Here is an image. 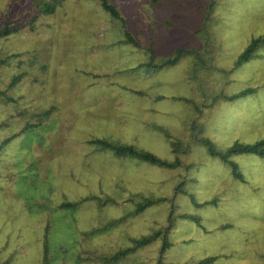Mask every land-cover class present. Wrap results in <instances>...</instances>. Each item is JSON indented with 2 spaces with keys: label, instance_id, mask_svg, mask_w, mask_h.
<instances>
[{
  "label": "rangeland",
  "instance_id": "374dc122",
  "mask_svg": "<svg viewBox=\"0 0 264 264\" xmlns=\"http://www.w3.org/2000/svg\"><path fill=\"white\" fill-rule=\"evenodd\" d=\"M107 2L116 10L99 0H62L43 14L35 0H0V25H16L0 37V58L7 56L0 63V138L51 106L38 125L0 147V262L39 264L45 226L48 264H189L210 254L201 264H264V154L231 149L222 157L200 140L224 150L264 136V0ZM145 22L165 30L158 38L141 29L139 36L152 37L151 54L179 45L171 29L193 25L192 41L186 32L177 38L197 47L191 64L199 61L169 72L174 80L157 70L164 90L177 84L190 100L177 98L185 103L176 99L181 105L153 118L150 124L162 125L157 130L144 121L121 123L116 91L105 90L144 86L117 72L122 60L110 50L121 52L120 35ZM255 36L250 54L234 61ZM102 46L108 49L99 54ZM18 70L23 75L5 87ZM99 138L174 161L117 154L93 140ZM62 201L74 204L58 206ZM153 229L159 232L148 241L100 261L99 253Z\"/></svg>",
  "mask_w": 264,
  "mask_h": 264
},
{
  "label": "crops",
  "instance_id": "0c3cea01",
  "mask_svg": "<svg viewBox=\"0 0 264 264\" xmlns=\"http://www.w3.org/2000/svg\"><path fill=\"white\" fill-rule=\"evenodd\" d=\"M142 6L144 8L142 7L141 9H139V11L146 12L145 8L147 9L149 8V5L147 4H143ZM145 16H150V15L145 13ZM133 17H136L135 14ZM144 21H149V20H144ZM142 25L144 27H142ZM192 26L193 25H190L189 26L190 28L185 29V30L182 29L180 32H178L175 27L171 29L170 31H172L173 33L170 34V36L175 41L177 42L180 41L179 45H174L170 49L168 45H164V48L162 46H160V48L154 47V49L152 48V54H151L152 37L150 36V34L145 35V36L144 35L139 36V34L142 31L146 32L147 28H150L148 33L157 31L158 38L159 36L165 37V33H163L165 30L162 28L161 25H159V28H155L154 26L152 27V25L149 24V22H145L141 24L140 27L131 26L130 32L126 33L125 35L124 33L120 35L118 41L124 43L122 46H120L121 52L118 51L119 47H116L115 49L110 50L114 56L122 60L121 63L117 64V72L124 71L126 72L125 76L127 77V79L131 78L133 80L134 78H142L144 79V82H145L143 87L132 85V84H128V85L114 84V88L107 87L105 89V90L116 91L114 97L115 99L118 98L117 106L119 108V111L115 114H117V116L121 118V121H120L121 123H125L127 120H130L131 123H134V121L135 122L144 121L145 123L148 124L149 128L156 129V127H158V129H160L162 125L159 124V126H157L156 124H150V121L154 120L153 118H157L159 115H163V114L168 115L170 113V107L171 108L176 107V103L181 105L178 101H181V102L188 101L186 105H190L189 103L190 100H188V97H184V95L183 96L178 95L179 91L177 90L178 88L177 84L175 85L173 84V87L167 90H164V87L162 84L164 81L161 77L162 74L158 72L157 70H160L161 72H168V73L176 72L178 69V66L180 70L182 69L187 70L190 67L192 68L194 66V63L198 64L199 62L198 60H193V64H191L192 63L191 57L193 56V53L195 52L197 47L187 42H183V41L181 42V40L177 38L183 35V33L181 32H186V36H188L190 38V41H192L193 39L191 36V30L194 29L192 28ZM208 38H209V35L200 39L201 41H203L201 42L202 44L201 46H203V48H205L204 43H206ZM178 48H180V50L178 52H175V50ZM107 49L108 48L103 47L100 50L99 54L106 51ZM199 49H201L200 46H199ZM140 53H145L146 55L145 54L140 55ZM195 54L196 53H194V55ZM167 57H171V58L168 60H165V58ZM201 59L208 60L209 58L202 57ZM206 62H201V64L206 65ZM134 70H138V72H135ZM158 74H161V75H158ZM169 75H170V78L174 80L170 73ZM181 88H184L183 85L181 86ZM225 94L227 93H222L221 95L224 96ZM230 97L224 96V98H227V99ZM177 98L183 99L184 101L177 99ZM176 99L178 101H176ZM204 115H205V119L207 118V116H209L208 114H204ZM157 120L159 122L160 118ZM162 129L164 130L163 127ZM164 132L168 133L165 130ZM136 149H139V148H136ZM141 150H145V149H141ZM145 151H148V150H145ZM150 153L153 154L152 152ZM172 159H169V160H172ZM163 165H167V164H163Z\"/></svg>",
  "mask_w": 264,
  "mask_h": 264
},
{
  "label": "trees",
  "instance_id": "16d2710c",
  "mask_svg": "<svg viewBox=\"0 0 264 264\" xmlns=\"http://www.w3.org/2000/svg\"><path fill=\"white\" fill-rule=\"evenodd\" d=\"M60 1L62 0H35V3H38L37 5V9L38 11L42 12L43 14L45 13H50L53 11V9L56 7V4L60 3ZM101 5L104 7L109 8V10H111L112 12L116 10V8H113V5L109 2H107V0H99ZM40 2V4H39ZM34 17H31V19H33ZM19 28V27H18ZM16 29V25H12L9 26L8 22L6 20H3V22L0 25V37L2 35H5L6 33L10 32V31H14ZM125 31H124V35H125ZM127 36V35H126ZM259 37L255 36L252 37L250 42L246 45V47L239 51L234 58V61L238 62L240 59L245 58L248 54H250V49L251 47L256 43L257 39ZM180 50V48L176 49L175 52H178ZM8 55H14V54H8ZM7 56H4L2 58H0V63L3 62L5 60ZM171 57H167L165 58V60L170 59ZM23 75V72L21 70L18 71H14V73H12L10 75V77L8 78L7 82L5 83V87H9L11 85H13L16 81H18V79ZM250 87H243V88H239L236 91H233L231 93H227L224 96L230 97L233 96L235 94L244 92L249 90ZM0 94H3V90L2 88H0ZM9 98V97H6ZM51 109V106H49L47 109L41 111L40 113H35L34 115H36V120L34 121H30V122H24L22 124L21 127H19L18 129H16L15 131L9 133L8 135L3 136L2 138H0V147L5 144L13 135H15L16 133L22 131L24 128L26 127H33L38 125L39 122H41L40 120V116L44 117L47 115V113L49 112V110ZM39 117V118H37ZM203 142H206V149H208V151L210 153H216L219 154L220 156L224 157V153L226 152V150H231V149H237V150H250V151H254L257 152L259 154H264V147L262 146V143L264 141V136L251 141V142H247V143H232L231 145H228L226 147V149L224 150H220L217 148H214L209 142H207L204 138L200 137ZM94 141H96L99 145L103 146V147H107L109 149H111L114 153L117 154H129V155H133L139 159L151 162V163H156V164H171L173 160H167L164 158H157L156 156H154L153 154H151L148 151L145 150H141V149H136L133 146L130 145H118L115 143H112L110 141H107L105 139H93ZM232 168V167H231ZM148 201H150V199L148 197L144 198L143 201H139L136 203V208L135 210H138L139 208L142 207V205H144L145 203H147ZM74 204V201H62L59 202L57 205L58 206H64V207H69L71 205ZM159 232L158 229H153L152 231H150L149 233L140 236L138 238H134L131 240V244L120 247L112 252H108V253H99L98 256H100V261L102 262H108L111 260L116 259L119 256H123L124 254H126L127 252L131 251L133 249L134 246L141 244L145 241H148L152 236L156 235ZM85 233V232H84ZM6 235L8 237L9 234L6 233ZM14 243V239L11 241ZM40 252H41V256H40V263L39 264H48V252H47V243H46V230H45V226L43 227V231L41 234V241H40ZM214 257V254H210L207 255L205 257H200L197 258L195 261L189 263V264H201L202 262H205L206 260H209L211 258ZM6 261L4 260L3 262H0V264H5ZM155 264H175L171 261H161L158 260L155 262Z\"/></svg>",
  "mask_w": 264,
  "mask_h": 264
}]
</instances>
